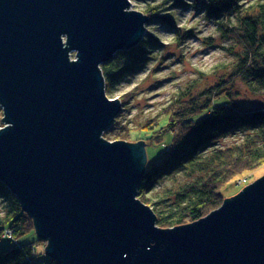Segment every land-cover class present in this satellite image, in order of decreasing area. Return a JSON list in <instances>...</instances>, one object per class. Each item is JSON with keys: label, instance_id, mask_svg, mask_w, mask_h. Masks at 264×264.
<instances>
[{"label": "water", "instance_id": "obj_1", "mask_svg": "<svg viewBox=\"0 0 264 264\" xmlns=\"http://www.w3.org/2000/svg\"><path fill=\"white\" fill-rule=\"evenodd\" d=\"M130 7L0 0V180L60 264H264V175L200 219L161 228L138 198L147 143L103 138L123 103L101 65L147 34L149 16Z\"/></svg>", "mask_w": 264, "mask_h": 264}, {"label": "trees", "instance_id": "obj_2", "mask_svg": "<svg viewBox=\"0 0 264 264\" xmlns=\"http://www.w3.org/2000/svg\"><path fill=\"white\" fill-rule=\"evenodd\" d=\"M173 1L179 6L186 3ZM203 6L209 18H222L219 25L234 32L244 50L232 64L230 76L218 80L211 86L214 89L198 93L182 90L168 106L169 118L163 127L172 133L171 141L163 154L146 167L138 187V198L154 209L161 228L205 216L225 201L221 191L224 185L264 165V106L246 109L235 101L239 93L236 81L245 84L252 94L264 97V0L248 7L241 0H205ZM158 7L151 5L144 10L149 22L158 19L173 26L168 16H160ZM233 15L238 26L229 25ZM155 43H159L157 38L146 34L137 46L119 51L113 60L102 64L107 91L112 92L127 74L142 68ZM120 56L127 57L124 64L115 63ZM229 79H233L230 85H223ZM118 122L117 118L114 124ZM237 134L239 141L219 144L223 138ZM161 139L158 137L157 142L162 143ZM179 170L186 171L193 180L178 188H166L158 196L149 195L155 184ZM0 200V242L3 238L12 240V246L0 252V264H60L40 250L39 246L46 249L47 242L38 238L33 217L1 180ZM8 231H12L10 236ZM28 234H32L29 239L18 241Z\"/></svg>", "mask_w": 264, "mask_h": 264}, {"label": "rangeland", "instance_id": "obj_3", "mask_svg": "<svg viewBox=\"0 0 264 264\" xmlns=\"http://www.w3.org/2000/svg\"><path fill=\"white\" fill-rule=\"evenodd\" d=\"M204 1L196 3V0H186V3L179 6L175 5L173 0H131V10L144 12L151 5L159 6L160 16H168L170 20L167 21L174 25L158 19L147 23V34L155 36L159 43L153 45L149 59L142 68L127 74L112 92L107 91L110 97H118L121 100L123 110L117 116L118 124H114L115 120L102 136L108 141L144 140L147 143V166L163 154L171 141L172 133L163 126L169 118L168 106L177 93L186 89H191L194 93L207 88L214 89L215 87L211 86L219 82L218 80H226L230 76L232 64L244 50L234 32H227L219 25L222 18L208 17L203 6ZM260 1L263 0H241L244 7ZM229 25H239L235 15ZM75 57L76 52L72 51L71 58ZM125 58L127 57H117L115 63L124 64L127 61ZM232 80L229 79V82L223 85H230ZM235 83L239 90L235 96L237 103L246 109L264 106V97L252 94L241 81ZM3 118L4 112L0 105V129L6 124ZM158 137H163L162 143L157 142ZM239 140V134L230 135L223 138L219 144L229 145ZM263 175L264 165L254 171L245 172L222 187L223 198L238 194ZM193 178L186 171H176L155 184L149 195L158 196L166 188H178ZM2 208L0 200V214L3 213ZM32 234L18 241L22 243ZM11 246L12 240L3 238L0 242V252ZM39 248L45 251L43 247Z\"/></svg>", "mask_w": 264, "mask_h": 264}, {"label": "built area", "instance_id": "obj_4", "mask_svg": "<svg viewBox=\"0 0 264 264\" xmlns=\"http://www.w3.org/2000/svg\"><path fill=\"white\" fill-rule=\"evenodd\" d=\"M11 233H12V231H8V234H9V235H7V236H10Z\"/></svg>", "mask_w": 264, "mask_h": 264}]
</instances>
